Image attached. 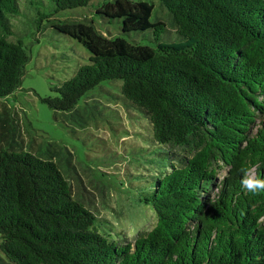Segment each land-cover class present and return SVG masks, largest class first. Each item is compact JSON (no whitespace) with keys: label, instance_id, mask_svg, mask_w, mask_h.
I'll list each match as a JSON object with an SVG mask.
<instances>
[{"label":"trees","instance_id":"trees-1","mask_svg":"<svg viewBox=\"0 0 264 264\" xmlns=\"http://www.w3.org/2000/svg\"><path fill=\"white\" fill-rule=\"evenodd\" d=\"M50 1L58 13L91 0ZM159 2L181 41L162 42L164 24L141 1H104L96 13L122 33L151 30L154 47L53 20L89 63L42 99L69 113L101 83L121 82L169 163L147 186L154 226L118 243L72 196L53 156L0 146V252L10 264H264V193L240 184L241 169L264 178V0ZM18 14V0H0V99L19 88L29 61L8 39Z\"/></svg>","mask_w":264,"mask_h":264},{"label":"rangeland","instance_id":"rangeland-1","mask_svg":"<svg viewBox=\"0 0 264 264\" xmlns=\"http://www.w3.org/2000/svg\"><path fill=\"white\" fill-rule=\"evenodd\" d=\"M104 1L113 0H91L86 7L54 13L50 0H18L19 14L8 18V39L23 44L29 61L19 88L0 99V146L53 156L72 196L96 217L98 230L118 243H132L155 224L154 212L145 203L147 186L169 167L165 148L153 141L149 121L125 105L120 81L96 86L69 113L55 112L42 101L55 97V88L89 63V53L80 44L52 29L53 20L92 23L106 36L155 46L151 30L122 33L119 21L97 14ZM130 1L152 6L151 22L164 24L162 42L181 41L159 0ZM224 175L222 171L218 179ZM0 264H10L1 252Z\"/></svg>","mask_w":264,"mask_h":264},{"label":"clouds","instance_id":"clouds-1","mask_svg":"<svg viewBox=\"0 0 264 264\" xmlns=\"http://www.w3.org/2000/svg\"><path fill=\"white\" fill-rule=\"evenodd\" d=\"M241 173L240 184L242 189L252 194L264 193V178L246 169H241Z\"/></svg>","mask_w":264,"mask_h":264}]
</instances>
